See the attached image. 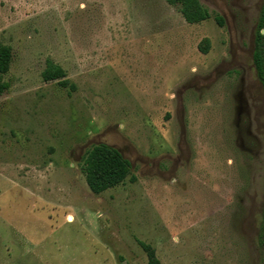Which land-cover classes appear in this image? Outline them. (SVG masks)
Wrapping results in <instances>:
<instances>
[{
  "label": "rangeland",
  "instance_id": "rangeland-1",
  "mask_svg": "<svg viewBox=\"0 0 264 264\" xmlns=\"http://www.w3.org/2000/svg\"><path fill=\"white\" fill-rule=\"evenodd\" d=\"M200 2L189 24L166 0H0V264H148L138 241L159 264H262V0ZM98 143L133 181L88 188Z\"/></svg>",
  "mask_w": 264,
  "mask_h": 264
},
{
  "label": "trees",
  "instance_id": "trees-1",
  "mask_svg": "<svg viewBox=\"0 0 264 264\" xmlns=\"http://www.w3.org/2000/svg\"><path fill=\"white\" fill-rule=\"evenodd\" d=\"M169 4L177 6L184 20L189 24L199 23L210 17L209 11L204 7L200 0H166ZM219 24H223V18L215 16ZM264 0L259 10L256 23V29L253 38L252 61L258 80L264 92ZM206 44L204 52L208 49L209 41ZM12 58V49L10 45L0 43V74L8 71ZM44 81L57 80L62 87L75 89V85L66 78L65 70L51 59L46 60V66L41 72ZM9 87L5 81H0V94ZM81 171L84 175L88 188L95 194L101 193L109 188L123 183L127 178L134 180L131 175V164L122 153L115 147L106 143L92 145L83 156ZM262 222L258 233V245L262 248L264 254V191L263 204L261 210ZM146 252L148 264H159V259L155 255L153 247L143 241H138ZM264 264V257L260 259Z\"/></svg>",
  "mask_w": 264,
  "mask_h": 264
},
{
  "label": "water",
  "instance_id": "water-1",
  "mask_svg": "<svg viewBox=\"0 0 264 264\" xmlns=\"http://www.w3.org/2000/svg\"><path fill=\"white\" fill-rule=\"evenodd\" d=\"M261 31H263V29Z\"/></svg>",
  "mask_w": 264,
  "mask_h": 264
},
{
  "label": "crops",
  "instance_id": "crops-1",
  "mask_svg": "<svg viewBox=\"0 0 264 264\" xmlns=\"http://www.w3.org/2000/svg\"><path fill=\"white\" fill-rule=\"evenodd\" d=\"M263 31H264V29H263Z\"/></svg>",
  "mask_w": 264,
  "mask_h": 264
}]
</instances>
